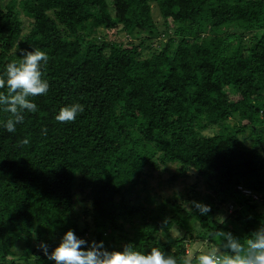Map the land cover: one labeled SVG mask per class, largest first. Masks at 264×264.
Segmentation results:
<instances>
[{"label":"trees","instance_id":"obj_1","mask_svg":"<svg viewBox=\"0 0 264 264\" xmlns=\"http://www.w3.org/2000/svg\"><path fill=\"white\" fill-rule=\"evenodd\" d=\"M34 48L48 93L14 133L0 106V264H56L40 245L50 254L69 230L179 259L188 241H203L197 255L221 247L216 231L264 225V0H0V75ZM73 103L84 111L58 122ZM159 163L208 191L160 200L145 176Z\"/></svg>","mask_w":264,"mask_h":264},{"label":"clouds","instance_id":"obj_2","mask_svg":"<svg viewBox=\"0 0 264 264\" xmlns=\"http://www.w3.org/2000/svg\"><path fill=\"white\" fill-rule=\"evenodd\" d=\"M48 60L45 51L34 48L23 52L21 59L8 63L5 72L0 75V106L10 114L4 124L9 133H14L17 124L23 123L25 111H37V104L31 98L48 93L50 84L42 70V65H46ZM83 111L84 105L73 103L62 107L55 119L60 123L74 122ZM23 143H29L28 139ZM193 205L201 215L211 210L210 206L195 201ZM212 235L221 241L220 248L179 259L160 247H153L150 252L144 253L129 244L122 251H109L102 241H93L88 245L73 230L67 231L59 246L50 254L46 244H41L40 248L56 264H264V225L243 240L234 237L231 232L216 231Z\"/></svg>","mask_w":264,"mask_h":264},{"label":"rangeland","instance_id":"obj_3","mask_svg":"<svg viewBox=\"0 0 264 264\" xmlns=\"http://www.w3.org/2000/svg\"><path fill=\"white\" fill-rule=\"evenodd\" d=\"M155 16L157 17V19L159 18L158 12L156 10ZM26 24L28 23L26 22ZM120 35H122V33ZM125 43H127L126 40ZM180 168L181 166L177 163H159L158 165L147 169L145 176L148 181L147 186L149 188L150 193L158 195V198L160 200L167 197H178L180 201L186 202L188 197H195L200 193L203 194L208 191L206 188V184L203 181V178L199 176L194 169L188 170L186 175H179L178 177H174L175 174L179 172ZM145 192L146 191L144 188V183H141L139 187L134 191V193L131 194V201L143 200L142 197L144 196ZM80 200L82 201L79 202L80 205L78 203L79 208L81 206L83 210H85V207H91V199L88 198V195H86V193H81ZM142 203L146 204V202L144 201ZM228 213H230V211ZM225 216V213H220V217L224 218ZM82 219L83 220H81V226H83L85 220H90L87 214H84L82 216ZM170 232L175 237L185 236L184 230L177 225L173 226ZM194 232L196 233V231ZM85 237V240L88 242V245H90L94 241V239L89 235H85ZM202 246V240H197L194 244H191L188 241L187 250H189L188 252H190L188 253V255H192V252L194 253L195 250L200 249ZM84 247H87V245Z\"/></svg>","mask_w":264,"mask_h":264},{"label":"built area","instance_id":"obj_4","mask_svg":"<svg viewBox=\"0 0 264 264\" xmlns=\"http://www.w3.org/2000/svg\"><path fill=\"white\" fill-rule=\"evenodd\" d=\"M239 189L245 194V195H248V196H252L254 199H259V196L257 194H255L251 189H248L244 186H239Z\"/></svg>","mask_w":264,"mask_h":264}]
</instances>
